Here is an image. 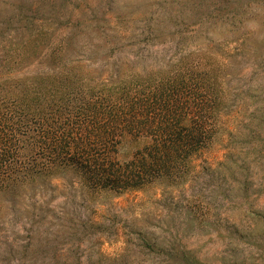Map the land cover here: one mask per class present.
<instances>
[{"label":"rangeland","instance_id":"374dc122","mask_svg":"<svg viewBox=\"0 0 264 264\" xmlns=\"http://www.w3.org/2000/svg\"><path fill=\"white\" fill-rule=\"evenodd\" d=\"M183 57L215 65L222 91L187 180L122 195L38 181L0 199V264H264V0H0V80Z\"/></svg>","mask_w":264,"mask_h":264},{"label":"trees","instance_id":"16d2710c","mask_svg":"<svg viewBox=\"0 0 264 264\" xmlns=\"http://www.w3.org/2000/svg\"><path fill=\"white\" fill-rule=\"evenodd\" d=\"M183 58L96 80L79 70L0 80V199L69 175L97 194L185 182L216 133L222 91L215 65Z\"/></svg>","mask_w":264,"mask_h":264}]
</instances>
